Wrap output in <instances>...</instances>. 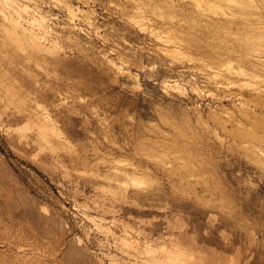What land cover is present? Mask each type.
Wrapping results in <instances>:
<instances>
[{
    "label": "rangeland",
    "instance_id": "1",
    "mask_svg": "<svg viewBox=\"0 0 264 264\" xmlns=\"http://www.w3.org/2000/svg\"><path fill=\"white\" fill-rule=\"evenodd\" d=\"M204 1L0 0V264H264V1Z\"/></svg>",
    "mask_w": 264,
    "mask_h": 264
},
{
    "label": "bare ground",
    "instance_id": "2",
    "mask_svg": "<svg viewBox=\"0 0 264 264\" xmlns=\"http://www.w3.org/2000/svg\"><path fill=\"white\" fill-rule=\"evenodd\" d=\"M135 0H133V3H136V2H134ZM139 1V0H138ZM151 1H153V0H151ZM225 1H227V3H229V2H234V3H236V4H239L240 2L239 1H242V0H205L204 1V3H206V5L208 6V7H210V9H215V8H220V9H223V5H224V2ZM249 2V3H253L255 0H245V2ZM264 1V0H263ZM195 2L196 3H203V0H195ZM138 3V2H137ZM136 3V4H137ZM151 3V2H150ZM226 3V4H227ZM28 4V3H27ZM31 4H32V2H31ZM163 4V3H162ZM17 5V4H16ZM37 5V4H36ZM129 5H131V4H129ZM151 6L152 5H155L154 6V8H152V9H156L157 7L156 6H158V7H160V10H162V12H164L165 11V13H167L166 11H167V9H170L171 7L170 6H168V5H164V7H163V5L161 6V5H159V4H150ZM149 5V6H150ZM21 6H23V10L24 11H28L27 9L29 8L28 7V5H22L21 4ZM18 7V6H17ZM142 8V7H141ZM199 8V7H198ZM33 9V8H32ZM136 9H138V8H136ZM159 9V8H158ZM178 10V9H177ZM29 11H30V13L32 14V11L29 9ZM35 11V10H34ZM38 11V10H37ZM159 11V10H158ZM169 11V10H168ZM152 12H154V11H152ZM170 12V11H169ZM173 12V11H172ZM17 13V12H16ZM27 13V12H26ZM45 13V12H44ZM161 13V12H160ZM188 13V12H187ZM28 14V13H27ZM204 14V13H203ZM169 15H171V14H169ZM173 15V14H172ZM206 16H207V14H205ZM204 15V16H205ZM46 15H43V13H41L40 11H39V13H37V14H35V13H33V15H32V20H31V25H33V26H36V29H38V33H36V35L37 36H39L40 37V39H41V37H44L45 35H47V34H49V31L51 30H49V26L46 24V22L48 23V20L46 21L45 19L47 18V17H45ZM166 16H168V13H167V15ZM203 16V17H204ZM205 16V17H206ZM209 16V15H208ZM207 16V17H208ZM202 17V18H203ZM204 17V18H205ZM205 18L207 21L205 22V23H207L208 22V26H210V29H212L213 31L214 30H216V29H218L219 27H222L221 25L223 24L222 22H221V20L220 19H214V18ZM200 20H202V19H200ZM204 20V19H203ZM202 20V21H203ZM30 21V20H29ZM225 21V20H224ZM233 22H236V21H234L233 19H230V20H227V21H225L224 23L225 24H228V27L227 28H230L231 27V24L233 23ZM138 23V22H137ZM262 23V22H261ZM141 25V24H140ZM238 25V24H237ZM253 25V24H252ZM143 26V25H142ZM249 26V25H248ZM140 27V26H139ZM161 27V26H160ZM256 27V26H255ZM223 28V27H222ZM226 28V27H225ZM241 28V27H240ZM247 29V28H249V27H244V29ZM254 28V27H253ZM253 28H252V26H251V29L253 30ZM261 28V27H260ZM164 29V28H163ZM166 29V28H165ZM243 29V30H244ZM250 29V30H251ZM176 30V29H175ZM225 30V29H224ZM229 30V29H228ZM230 30H231V28H230ZM251 30V31H252ZM161 31V30H160ZM179 31V30H178ZM181 31V30H180ZM179 31V32H180ZM248 31V30H247ZM246 32V31H245ZM249 32V31H248ZM153 33V32H152ZM255 33H257L256 31H255ZM38 34H40V35H38ZM71 34V33H70ZM162 35V34H161ZM256 35V34H255ZM163 36V35H162ZM249 36V35H248ZM50 37V36H49ZM54 37V36H53ZM177 37V36H176ZM251 37V36H250ZM160 38H161V36H160ZM166 38H168L167 36H166ZM264 38V37H263ZM162 39V38H161ZM165 39V38H164ZM44 40V39H43ZM69 40V39H68ZM159 40V39H158ZM264 40V39H263ZM46 41V40H45ZM166 41V40H165ZM168 41V40H167ZM166 41V42H167ZM59 42V41H58ZM163 42V41H162ZM166 42H165V44H166ZM164 43V42H163ZM258 45V44H257ZM55 47V46H54ZM162 48V47H161ZM163 49V48H162ZM176 49H177V47H176ZM164 50V49H163ZM166 51H168V50H166ZM165 51V52H166ZM169 51H171V50H169ZM179 51V50H178ZM235 52V50H229V49H226L224 52H225V54L229 57V58H231V53L232 52ZM172 53H174L173 55H175V54H177V50H172L171 51ZM223 52V53H224ZM167 53V52H166ZM170 53V52H169ZM171 53V54H172ZM244 53H245V51H244ZM182 54V53H181ZM214 54H216V53H214ZM178 55V54H177ZM220 55V54H219ZM241 55V54H240ZM248 55V54H247ZM180 56V55H179ZM244 56H246L245 54H244ZM247 57V56H246ZM243 59V58H242ZM110 60V59H109ZM258 60V59H257ZM241 61V60H240ZM259 61V60H258ZM258 61H256L255 63H257ZM264 61V60H263ZM214 62V61H213ZM219 64H222L223 63V61L221 60V61H217ZM217 62H216V64H217ZM114 63V62H113ZM112 63V64H113ZM215 63V62H214ZM116 64V63H115ZM228 64H230V63H228ZM254 64V63H253ZM255 65V64H254ZM258 65V64H257ZM263 65H264V63H263ZM114 66H116V65H114ZM230 66V65H229ZM234 66V65H233ZM117 67V70H121L122 68L120 67V66H116ZM226 67V66H225ZM255 67H257V66H255ZM254 67V68H255ZM264 67V66H263ZM229 69H230V67H228ZM232 68V67H231ZM236 68V67H235ZM262 68V66H260V69ZM228 69V70H229ZM116 70V69H115ZM233 74H236V75H240V74H243V75H245V76H249V75H247L244 71H242V69H240V66L239 67H237L235 70H234V72L233 71H231ZM122 73V72H121ZM229 73H230V71H229ZM231 74V73H230ZM250 74V73H249ZM256 74V73H255ZM217 75V74H216ZM232 75V74H231ZM264 75V74H263ZM250 76H251V74H250ZM254 77V76H253ZM249 78V77H248ZM169 81V80H168ZM164 86V85H163ZM166 86H168L169 88H172V89H177V88H179V84L177 83V82H175V81H172L171 83H167V85ZM253 87V86H252ZM167 88V87H166ZM251 89V88H250ZM254 89V88H253ZM256 89V88H255ZM179 90V89H178ZM183 90V89H182ZM197 91V90H196ZM254 91V90H253ZM256 91V90H255ZM181 92V91H180ZM258 92H261L260 90L258 91ZM258 92H256V93H258ZM262 92H264V91H262ZM182 93V92H181ZM247 94H249V93H247ZM259 94V93H258ZM262 94V93H261ZM257 95V94H256ZM263 95V94H262ZM262 95H260L261 97H262ZM260 96H258V97H260ZM263 97H264V95H263ZM249 98V97H248ZM247 98V99H248ZM252 98H253V96H252ZM256 99V98H255ZM262 99V98H261ZM252 100V99H251ZM259 100V99H258ZM264 99H262V101H263ZM247 102V101H246ZM261 102V101H260ZM263 103H264V101H263ZM254 106H256V105H254ZM229 111V110H228ZM227 111V112H228ZM252 111V110H251ZM244 112V111H243ZM262 112V111H261ZM263 113V112H262ZM230 114H232V113H230ZM245 114H246V112H245ZM249 114V113H248ZM261 114V113H260ZM28 115V114H27ZM239 115V114H238ZM243 116H244V114H242ZM257 114H255L254 116H256ZM233 116H235V115H233ZM240 116V115H239ZM247 116V115H246ZM253 116V114H252V117H254ZM260 116V115H259ZM263 116H264V114H263ZM185 117V116H184ZM255 119H254V122L256 123L255 125L257 126V121L259 122L261 119V121L264 123V119L262 118V115H261V119L259 120L258 118H256V117H254ZM233 119V118H232ZM246 119V118H245ZM248 119V118H247ZM257 119V120H256ZM244 120V119H243ZM249 120V119H248ZM189 121V120H188ZM228 121V120H227ZM246 121V120H245ZM250 121V120H249ZM260 121V122H261ZM185 122V121H184ZM187 122V121H186ZM244 122V121H243ZM246 122H248V121H246ZM253 122V123H254ZM259 122V123H260ZM199 123V122H198ZM252 123V124H253ZM39 126H40V128H39V126H38V128L39 129H37L38 131H39V136H41V135H44V131L42 130V128H44L45 126H48V124L45 122V121H42V122H39V123H37ZM206 124V123H205ZM241 124V123H240ZM260 124H262V123H260ZM260 124H259V127H261L260 126ZM42 125V126H41ZM191 125V124H190ZM204 125V124H203ZM264 125V124H263ZM192 126V125H191ZM252 126V125H251ZM255 126V129H258L257 127ZM202 127V126H201ZM239 127V126H238ZM242 127H244V126H242ZM245 128V127H244ZM243 128V129H244ZM188 129V128H187ZM249 130H250V128H248ZM254 129V126H253V129L252 130H254L255 132L257 131V130H255ZM262 129H263V131H262ZM245 130V129H244ZM260 130V129H259ZM258 130V131H259ZM183 131V130H182ZM242 131V130H241ZM254 131H242V133H243V137H245V138H248V139H251V140H256V141H258V142H262L263 143V145H264V135H260L261 134V132H264V128H262L261 127V132L259 131V133H258V131H257V133H255ZM187 132V131H186ZM182 133H184V131L182 132ZM192 133V132H191ZM194 133V132H193ZM186 134V133H185ZM187 134H188V132H187ZM246 141V140H245ZM154 142V141H153ZM153 142H151V143H153ZM143 143V142H142ZM151 143H148V145H151ZM262 143H260V144H262ZM147 143L145 142V145H146ZM259 144V145H260ZM155 144L153 143V146H154ZM170 145V144H169ZM158 146V145H157ZM163 146V145H162ZM161 146V147H162ZM166 146V145H165ZM164 146V147H165ZM175 146V145H174ZM258 145H255V148L257 147ZM147 147V146H146ZM151 147V146H150ZM183 147V146H182ZM250 147V146H249ZM264 147V146H263ZM139 150H141L140 149V146L139 147H137ZM137 148H135L136 150H137ZM141 148H142V146H141ZM153 148V147H152ZM175 148V147H174ZM252 148V147H251ZM154 149V148H153ZM166 149H168V148H166ZM245 149V148H244ZM142 150H143V148H142ZM141 150V151H142ZM145 150H147V148H145ZM145 150H143V151H145ZM159 150V149H158ZM248 150V149H247ZM251 150H252V152H253V154H254V156H255V158H257L260 162L258 163L259 165H260V163H261V165H262V167H264V149L262 148L261 150H260V148L259 147H257L256 149H250L249 151H250V153H251ZM141 151H140V153H141ZM142 151V152H143ZM149 149H148V153H149ZM155 151V150H154ZM182 151H184V150H182ZM152 154H149V155H156V153H154L153 154V152H152V149H151V151H150ZM156 152V151H155ZM160 152V151H159ZM137 153H138V151H137ZM182 153V152H181ZM180 153V154H181ZM185 153V152H184ZM145 154V153H144ZM143 154V155H144ZM252 154V155H253ZM177 155H179L178 153H177ZM249 155H251V154H249ZM148 156V155H147ZM146 156V157H147ZM151 156V158H153ZM150 157V156H149ZM180 157H181V155H180ZM186 156H184V158L182 157V159L184 160V159H186L185 158ZM252 157V156H251ZM151 158L149 159V160H151ZM158 158V157H157ZM191 158V157H190ZM254 158V157H253ZM154 159V158H153ZM120 160H122V159H120ZM145 160H146V158H145ZM148 160V161H149ZM189 161H190V159H188ZM138 161V160H137ZM184 161H187V159L186 160H184ZM257 161V160H256ZM111 162V161H110ZM115 162V161H114ZM139 163H141L140 161H138ZM151 162V161H150ZM118 164L119 165V163H120V165H121V163L122 162H115V164ZM127 163V162H126ZM186 163H188V162H186ZM124 164V163H123ZM257 164V163H256ZM117 165V167H119ZM128 165V168H126V166L125 167H123V168H120V169H116V170H114V171H118L117 173L115 172V173H113V172H111L112 174H109V176H106V178L107 179H131V180H133V179H135L136 177H137V175H139V169L136 167V166H134V164H133V162H130V163H128L127 164ZM112 166H114V165H112ZM122 166V165H121ZM116 167V166H115ZM260 167V166H259ZM112 168V167H111ZM115 169V168H114ZM263 171V170H262ZM110 173V172H109ZM262 175V174H261ZM112 177V178H111ZM138 179V178H137ZM140 179V178H139ZM136 180V179H135ZM134 181V180H133ZM133 181H130V182H133ZM136 181H138V180H136ZM135 182V181H134ZM20 244V243H19ZM24 246V245H23ZM28 247V246H27ZM11 248L13 249V250H15L14 251V253L16 252L17 254L16 255H23V256H21V257H26V259L28 258L29 260L28 261H33V262H30L31 264H36V263H38L39 261L41 262V259H39V258H41V257H44V259H47V261H51V262H53V263H55L54 261H53V259L49 256V255H47V254H42L40 251L37 253V255H35V256H28V255H26L27 253H28V251L30 252V251H32V250H25L24 248H22V249H15L13 246H11ZM28 248H30V247H28ZM42 248H44V247H42ZM32 249V248H31ZM34 249V248H33ZM70 252H72V254H75V252L74 251H70ZM69 252V253H70ZM36 253V252H35ZM71 254V253H70ZM18 255V256H19ZM84 255V254H83ZM13 258H15V257H13ZM18 258V257H17ZM32 258V259H31ZM74 258V257H73ZM83 258V257H82ZM75 259V258H74ZM79 259V258H78ZM77 259V261H80V260H78ZM61 260V259H60ZM86 260V259H85ZM44 261V260H43ZM70 261V260H69ZM151 261H153V260H151ZM24 262H26V260L24 261ZM45 262V261H44ZM46 263V262H45ZM2 264V263H1ZM41 264H43V263H41ZM49 264V263H48ZM51 264V263H50ZM56 264H64V263H61V261L60 262H57ZM153 264H154V261H153Z\"/></svg>",
    "mask_w": 264,
    "mask_h": 264
}]
</instances>
